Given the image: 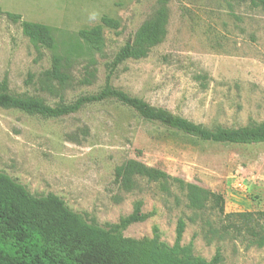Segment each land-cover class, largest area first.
Here are the masks:
<instances>
[{"label": "rangeland", "instance_id": "rangeland-1", "mask_svg": "<svg viewBox=\"0 0 264 264\" xmlns=\"http://www.w3.org/2000/svg\"><path fill=\"white\" fill-rule=\"evenodd\" d=\"M161 0H0V83L10 93L37 96L46 105L69 104L98 93L118 50L150 20ZM165 36L147 57L117 67L110 85L154 108L207 129L245 127L264 122V8L251 0H166ZM21 21L51 28L56 52L70 57L68 84L46 89L42 73L52 53L33 45ZM104 27L100 53L78 49V31ZM94 77L82 83L86 72ZM136 160L171 178L220 194L223 212L208 203L188 207L177 184L137 178L125 191L114 182L115 168ZM0 172L32 196L61 198L92 225L116 224L135 202L153 215L122 232L172 245L179 219L182 245L195 257L218 264H264V246L253 243L247 225L232 214L264 211V143L234 145L197 138L147 122L133 110L106 100L59 118L27 115L0 107ZM255 226L252 222L249 227Z\"/></svg>", "mask_w": 264, "mask_h": 264}, {"label": "trees", "instance_id": "trees-1", "mask_svg": "<svg viewBox=\"0 0 264 264\" xmlns=\"http://www.w3.org/2000/svg\"><path fill=\"white\" fill-rule=\"evenodd\" d=\"M254 6L264 8V0H251ZM154 16L144 22L131 41L126 42L108 65L103 88L96 94L80 96L69 104L59 103L52 107L37 96L16 95L8 91L5 81L0 83V107L15 109L27 115L42 118H59L79 112L83 107L106 100H115L133 110L147 122L158 123L179 133L201 141L234 145L264 143V122L237 128L216 127L207 129L202 125L174 116L161 108L131 97L113 88L110 80L119 65L127 60L147 57L150 50L161 43L167 23L166 0H161ZM13 22H20L22 34L35 46L49 50L50 67L42 73V82L51 91L53 83L62 87L70 81L67 69L70 57L56 52V43L50 27L28 21H21L15 14H6ZM101 24L78 31L82 46L89 52L100 53L103 48L104 27L116 29L119 24L109 18H101ZM94 74L86 72L82 83L89 84ZM137 178L159 183L164 189L168 184H177L185 192L188 207L201 210L208 203L220 213L224 199L220 194L202 189L197 185L171 178L158 168L148 167L136 160H127L114 171V182L125 191L134 187ZM142 203L137 201L132 212L119 219L116 224L103 227L92 225L71 211L64 201L52 194L32 196L24 186L0 172V264H218L219 251L211 261L195 257L192 243L182 245L185 223L179 219L175 227L172 245L160 240L156 226L150 238L132 239L122 232L132 224L144 222L152 213L141 212ZM248 226L253 243L264 246V211L232 214ZM254 222L255 226L249 227Z\"/></svg>", "mask_w": 264, "mask_h": 264}]
</instances>
